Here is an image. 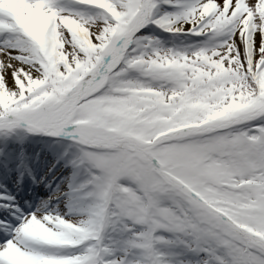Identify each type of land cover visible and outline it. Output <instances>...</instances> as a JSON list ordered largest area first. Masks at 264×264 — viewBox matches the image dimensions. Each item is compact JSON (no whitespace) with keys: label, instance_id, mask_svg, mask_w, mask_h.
<instances>
[{"label":"snow or ice","instance_id":"obj_1","mask_svg":"<svg viewBox=\"0 0 264 264\" xmlns=\"http://www.w3.org/2000/svg\"><path fill=\"white\" fill-rule=\"evenodd\" d=\"M0 264H264V0H0Z\"/></svg>","mask_w":264,"mask_h":264}]
</instances>
